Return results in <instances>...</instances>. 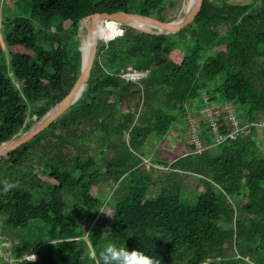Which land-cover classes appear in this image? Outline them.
Masks as SVG:
<instances>
[{
  "label": "trees",
  "instance_id": "trees-1",
  "mask_svg": "<svg viewBox=\"0 0 264 264\" xmlns=\"http://www.w3.org/2000/svg\"><path fill=\"white\" fill-rule=\"evenodd\" d=\"M230 1L202 0L175 34L120 24L114 38L98 41L78 100L0 159V243L10 254L0 264H101L109 243L140 248L158 264H235L246 231L241 222L232 227L230 198L243 201L241 219L264 217V153L257 150L259 131L264 138V0ZM28 3L29 17L7 19L0 42V145L72 89L83 18L125 12L166 21L165 0ZM133 71L146 76L122 77ZM204 94L223 134L231 131L226 104L244 131L215 144ZM194 117L201 153L190 143ZM172 133L178 145L188 144L167 160L155 152ZM188 176L197 180L194 204L182 201ZM31 253L35 260L27 259Z\"/></svg>",
  "mask_w": 264,
  "mask_h": 264
},
{
  "label": "rangeland",
  "instance_id": "rangeland-1",
  "mask_svg": "<svg viewBox=\"0 0 264 264\" xmlns=\"http://www.w3.org/2000/svg\"><path fill=\"white\" fill-rule=\"evenodd\" d=\"M231 3L235 4H244L249 3L250 0H231ZM173 4V6L170 5ZM188 0H165V9L163 10V14L165 15V22H178L185 17L187 11ZM185 9V10H184ZM30 14V5L28 0H0V42H2V36L6 34L7 27L5 25V21L9 18H13L15 16L21 17H29ZM178 20V21H177ZM36 24V23H34ZM129 27V26H128ZM111 29V28H110ZM112 30V29H111ZM150 31H155V29L150 28ZM114 32V30H113ZM78 40L81 48L83 47V42L89 40L88 33L85 28L80 25L78 30ZM4 47V46H3ZM221 81V79H219ZM196 122V118L194 117ZM260 124H264V122H260ZM259 131V130H258ZM23 133L19 132L16 136H14L11 140L6 142L4 145L13 142L22 136ZM175 134L172 133V136L166 138L159 146L160 149L155 152V149H151L150 152H155L157 156H163V158L170 160L174 159L177 155L185 151L184 143L188 144L186 140H182L180 145H178L177 141L174 140L173 136ZM259 139H263L258 142L257 141V150L259 153H264V138L263 135L259 132ZM177 140V139H176ZM150 140L146 141V146H151ZM2 146V145H1ZM164 147L172 150L171 154L163 152ZM146 162H149L146 159ZM183 193H182V201L184 204H194L196 202V189H197V180L193 176H188L183 181ZM264 186V184H263ZM93 193L95 191H92ZM100 199H107L106 195L102 193L99 196ZM230 202L232 204V208L234 211L232 227L234 228V224L236 221L241 222V226L245 229L246 234H244L245 239L241 241V245L237 246L235 249L236 252L233 254V260L235 264H264V217L251 219L248 216H241L242 211V200L237 196H232L230 198ZM112 211L111 209H106L104 216L110 221ZM8 244L0 243V257H6L9 260L8 253H6L5 248H8ZM42 249V247H40Z\"/></svg>",
  "mask_w": 264,
  "mask_h": 264
},
{
  "label": "water",
  "instance_id": "water-1",
  "mask_svg": "<svg viewBox=\"0 0 264 264\" xmlns=\"http://www.w3.org/2000/svg\"><path fill=\"white\" fill-rule=\"evenodd\" d=\"M202 5V0H195L193 7L185 14V17L178 22H165L155 19L149 16H143L135 13L116 12L112 14L96 13L83 18L80 22L89 36V47L86 59L83 61V54L81 48V69L80 75L77 78L70 92L51 110H49L39 121H37L27 132L23 133L18 139L10 142L5 148L0 150L1 157L6 156L11 151L25 144L36 136L39 132L44 130L49 124L61 116L68 108L73 105L80 97L82 91L87 85L90 70L95 58L97 45L99 40H103V37L99 35L96 29V24L99 21H113L115 23L129 26L141 32L152 33V34H175L183 29L185 26L190 24L194 18L198 15ZM130 21H136L143 24L150 25L155 31L149 29H140L132 26ZM79 25V28H80ZM6 143V142H5ZM3 143V144H5ZM1 144V145H3ZM0 145V147H1ZM10 254L8 257L10 259Z\"/></svg>",
  "mask_w": 264,
  "mask_h": 264
},
{
  "label": "built area",
  "instance_id": "built-area-1",
  "mask_svg": "<svg viewBox=\"0 0 264 264\" xmlns=\"http://www.w3.org/2000/svg\"><path fill=\"white\" fill-rule=\"evenodd\" d=\"M116 25L117 27L115 31L112 33V36L109 38H103L104 41H109L116 36L117 29L120 24L116 23ZM145 76H146V73L136 72V71L126 72L122 75L123 78H125L126 80H130V81H137V80L144 78ZM202 99H203V104H204V110H203L204 117L207 121L209 133L215 144L221 143L225 141L227 138L234 139L238 135V133H242L244 131L245 126L240 125L236 116L232 112L231 106L226 104L223 107V111L226 113V116H225L226 124H229L231 126V131L229 133L223 134L220 129L219 121L217 119V114L215 112L216 110L215 106L209 103L208 95L204 94ZM189 122L192 128V135H191L190 143L194 146L195 151L197 153H201L204 147H203V142L199 138V135L195 129L196 122L193 118L192 119L189 118ZM32 255H34L36 259V255L34 253H31L30 255H28L27 259L33 260Z\"/></svg>",
  "mask_w": 264,
  "mask_h": 264
},
{
  "label": "clouds",
  "instance_id": "clouds-1",
  "mask_svg": "<svg viewBox=\"0 0 264 264\" xmlns=\"http://www.w3.org/2000/svg\"><path fill=\"white\" fill-rule=\"evenodd\" d=\"M54 244V242L52 241ZM101 264H158L149 254L140 248L129 250L119 248L115 244L109 243L100 253ZM33 260L35 256L32 255Z\"/></svg>",
  "mask_w": 264,
  "mask_h": 264
},
{
  "label": "bare ground",
  "instance_id": "bare-ground-1",
  "mask_svg": "<svg viewBox=\"0 0 264 264\" xmlns=\"http://www.w3.org/2000/svg\"><path fill=\"white\" fill-rule=\"evenodd\" d=\"M194 4H195V0H188L187 6H186L187 11H185V12L187 13L193 7ZM105 22H111V23H113V25H114V31H115L117 25H116L115 22L109 21V20L97 22L96 29H97V32L99 33V35L101 37H103V38H109V37L112 36L113 30H111L109 27L104 26L103 24ZM130 24L132 26H134L136 28H140V29H150L151 28L150 25L143 24V23L136 22V21H130ZM88 47H89V41L86 40V41L83 42V47H82L83 61L86 59V56H87V53H88ZM7 145L1 147L0 150L3 149V148H5Z\"/></svg>",
  "mask_w": 264,
  "mask_h": 264
},
{
  "label": "crops",
  "instance_id": "crops-1",
  "mask_svg": "<svg viewBox=\"0 0 264 264\" xmlns=\"http://www.w3.org/2000/svg\"><path fill=\"white\" fill-rule=\"evenodd\" d=\"M259 132L261 133V131H259ZM259 132H258V133H259Z\"/></svg>",
  "mask_w": 264,
  "mask_h": 264
}]
</instances>
